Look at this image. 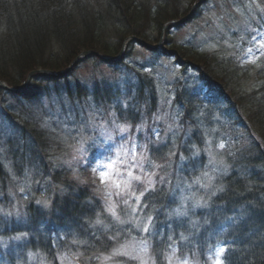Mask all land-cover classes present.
<instances>
[{"label":"trees","instance_id":"trees-1","mask_svg":"<svg viewBox=\"0 0 264 264\" xmlns=\"http://www.w3.org/2000/svg\"><path fill=\"white\" fill-rule=\"evenodd\" d=\"M188 1L0 0V82L18 89L30 72L63 71L83 52L114 57L131 37L148 44L150 33L180 18ZM173 49L181 68L206 76L227 109L218 119L213 103L179 89L175 101L183 110L180 125L190 132L187 141L179 133L164 138L150 130L148 137H136L135 152L146 157L143 174L150 183H137L139 210L151 217L147 232L124 222L133 197L117 194L98 177L114 159V146L100 140L74 148L66 138L76 130L86 135L95 114L106 125L109 117L132 129L144 123L156 107L146 73L131 69L124 87L105 79L92 88L67 82L60 93L49 85L61 79L36 73L20 93L0 88L6 125L0 132V264H30L32 254L52 264H169L163 254L171 252L173 264H213L217 247L225 249L223 264H264V65L242 69L190 47ZM51 90L68 102H61L58 119L26 107ZM5 96L17 105L3 109ZM205 138L224 156L220 173L210 172ZM204 174L214 179L213 189L197 207L182 192ZM140 241L146 252L139 251Z\"/></svg>","mask_w":264,"mask_h":264},{"label":"rangeland","instance_id":"rangeland-1","mask_svg":"<svg viewBox=\"0 0 264 264\" xmlns=\"http://www.w3.org/2000/svg\"><path fill=\"white\" fill-rule=\"evenodd\" d=\"M194 1L195 3H193ZM200 1H188L186 7L182 10L181 17L174 20H182L191 15L189 20L182 25L170 27V23L174 22L171 21L164 26L161 32L150 33L151 42L148 44L144 42V44L148 47H159L161 51L156 52L157 54L146 49L141 43L129 41L123 49V55L117 59L118 63H107L106 61L93 58L94 56H86L67 75L59 78L61 79L60 81L49 85L50 89L57 87L60 93L64 91L67 82L69 85L78 83L81 86L92 88L93 82L105 79L109 82H117L119 86L124 87L123 85L130 83V79L128 82L126 81L127 78L132 77L131 69L133 68L146 73L152 79L153 91L156 96V107L154 112L148 118H145L144 123H141L139 127L132 129V127L116 125L111 117L108 118V124L106 125L105 120H96L95 114L89 120L90 123L88 124L86 135L82 136L76 130V134L66 136V138L75 143L74 148H78L77 142L84 145L88 141L99 142L100 140L114 146V159L110 161L107 169L104 170L108 178L102 183L106 184L108 188L117 194L126 196L129 199L133 197V204L124 222L129 223L135 229H140L142 232H145V226L148 229L150 228L151 221L149 222V217L139 210L138 200L140 194L137 192V183H140L143 187L146 184L148 186L150 183L145 181L147 174H143L146 157L136 155L135 152L138 146L136 137L138 135L143 138L148 137L151 134L150 131L159 135L161 133L164 138L169 133L172 134L173 138L179 133L180 135L177 136H180L184 142L187 141L190 132H184L180 125L183 123V110L175 101L176 92L179 89L195 90L201 103L205 105L213 103L217 109L215 111L218 114V119L223 120L224 110L226 111L227 109L222 100L210 90L212 83L206 76H199L187 67L185 69L181 68L179 64L183 60H180L178 64L175 56L170 54L174 52L173 47L182 45L190 47L198 53L215 55L224 61L229 59L228 61L235 63L242 69L255 70L264 65V0H203L202 3ZM250 49L251 51H249ZM73 61L70 65H72ZM1 83L8 87L5 82ZM49 92L48 97L41 98L39 101L35 100L26 107L33 108L38 114L58 119L62 111L61 102L65 105L68 102L62 96L63 94L57 97L54 95L53 90ZM3 101L5 102L2 105L3 109L17 105L16 100L12 97L5 96ZM1 110L2 108H0V112ZM201 119L206 120V117L204 116ZM83 121L84 119L80 116L78 123L85 125ZM5 126L0 117V132L3 131ZM121 128L124 131H121ZM64 131L63 135L66 133V129ZM219 137L216 139V143L220 146L224 136ZM116 138H122L120 144H117ZM204 141L208 146L206 155L209 158L210 172L213 174L222 172L226 168L223 163L225 160L224 156L219 149L211 147L213 139L205 138ZM140 145L141 147L144 146L143 143H140ZM76 151L78 153L82 152L80 150H75L74 152ZM206 170L208 171V168ZM129 172L132 173L131 177L128 175ZM98 177L101 178V173ZM213 183L214 179L211 175L204 174L200 179L187 184L182 192L183 199L185 200L188 194L194 199V205L199 207L200 201L202 205L203 199L206 198V192H212ZM117 184H119V187H117ZM187 187L189 188L187 189ZM200 188L203 191H200ZM110 207L115 210L114 204H111ZM30 257L32 260L30 264H52L38 254H32ZM163 257L169 261V264H173L171 261L175 258L173 252L166 255L163 254ZM80 263L83 264L82 262ZM80 263L78 260L74 261L71 259L60 262V264ZM220 264H222L221 260Z\"/></svg>","mask_w":264,"mask_h":264},{"label":"water","instance_id":"water-1","mask_svg":"<svg viewBox=\"0 0 264 264\" xmlns=\"http://www.w3.org/2000/svg\"><path fill=\"white\" fill-rule=\"evenodd\" d=\"M203 2V0H201L200 1V3H202ZM191 17V15H188L186 18H184V19H182V20H177V21H174V22H172L171 24H170V27H174V26H180V25H182L183 23H185L186 21H188L189 20V18ZM131 39H134V38H130L129 40H131ZM128 40V41H129ZM127 41V42H128ZM125 45L126 44H124V47H125ZM124 47H123V49H124ZM148 49H150V50H154V49H156L155 47H148V46H146ZM123 49H122V51L119 53V55L117 56V57H115V58H108V57H101L98 53H96V52H93V51H90V52H83V53H81L74 61H73V63H72V65L68 68V69H66V70H64V71H60V72H50V71H32V72H30L28 75H27V77H26V79H25V81L23 82V84L18 88V89H12V88H9V87H7L5 84H3V83H0V87L1 88H3V89H5V90H7V91H11V92H14V93H20L26 86H27V84L30 82V80L32 79V77H33V75L34 74H38V73H44L45 75H48V76H50V77H55V78H63L65 75H67L68 73H69V71L79 62V61H81V60H83L86 56H96V57H99V58H101L103 61H106V62H108V63H110V62H113V61H115V60H117L118 58H120L121 56H122V53H123Z\"/></svg>","mask_w":264,"mask_h":264},{"label":"snow or ice","instance_id":"snow-or-ice-1","mask_svg":"<svg viewBox=\"0 0 264 264\" xmlns=\"http://www.w3.org/2000/svg\"><path fill=\"white\" fill-rule=\"evenodd\" d=\"M249 51H251V49ZM121 131H124V129L121 128ZM221 147H223V145H221ZM100 171H101V180L103 182L108 177H107V175L105 174V172L103 170V166L101 167ZM128 175L131 177L132 173L129 172ZM137 179H138V177H137ZM117 187H119V184H117ZM212 195H215V192H213ZM110 211H112V210L110 209ZM178 214H182V213H178ZM112 215L115 217L116 214H115L114 211H112ZM148 220L150 222L151 221V217H149ZM96 223L99 224V223H101V221L99 219H97ZM144 231L145 232L148 231V227L147 226L144 227ZM139 244H140L139 251L146 252L147 251V243L145 241H140ZM125 247H127V245H125ZM224 251H225V249L223 247H217L215 249V254H216V257H217L216 264H220L219 257H220L221 254H223ZM115 254H123V253H119L118 252V253H115ZM184 264H187V262L185 261Z\"/></svg>","mask_w":264,"mask_h":264},{"label":"bare ground","instance_id":"bare-ground-1","mask_svg":"<svg viewBox=\"0 0 264 264\" xmlns=\"http://www.w3.org/2000/svg\"><path fill=\"white\" fill-rule=\"evenodd\" d=\"M131 38H132V37H131ZM129 39H130V38H129ZM86 52H90V51H86ZM98 54H99V53H98ZM99 55H100L101 57H105V56H103V55H101V54H99ZM98 58H99V57H98ZM75 59H76V58H75ZM75 59H74V60H75ZM99 59L102 60L101 58H99ZM102 61H103V60H102ZM79 62H80V61H79ZM79 62H78V63H79ZM70 66H71V65H70Z\"/></svg>","mask_w":264,"mask_h":264}]
</instances>
